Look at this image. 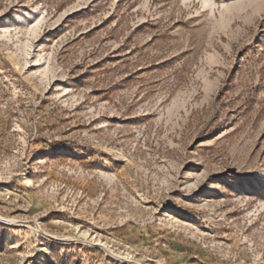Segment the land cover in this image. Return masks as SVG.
I'll return each instance as SVG.
<instances>
[{
  "label": "rangeland",
  "instance_id": "obj_1",
  "mask_svg": "<svg viewBox=\"0 0 264 264\" xmlns=\"http://www.w3.org/2000/svg\"><path fill=\"white\" fill-rule=\"evenodd\" d=\"M0 264H264V0H0Z\"/></svg>",
  "mask_w": 264,
  "mask_h": 264
},
{
  "label": "bare ground",
  "instance_id": "obj_2",
  "mask_svg": "<svg viewBox=\"0 0 264 264\" xmlns=\"http://www.w3.org/2000/svg\"><path fill=\"white\" fill-rule=\"evenodd\" d=\"M18 18H20V17H18ZM28 182H29V183L31 182L30 179H28Z\"/></svg>",
  "mask_w": 264,
  "mask_h": 264
}]
</instances>
